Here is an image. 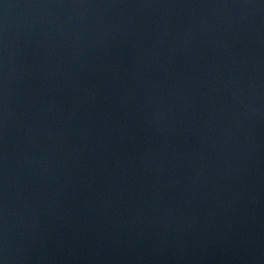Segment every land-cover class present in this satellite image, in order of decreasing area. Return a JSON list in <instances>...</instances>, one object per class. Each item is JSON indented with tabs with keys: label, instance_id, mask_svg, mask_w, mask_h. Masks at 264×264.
<instances>
[{
	"label": "water",
	"instance_id": "water-1",
	"mask_svg": "<svg viewBox=\"0 0 264 264\" xmlns=\"http://www.w3.org/2000/svg\"><path fill=\"white\" fill-rule=\"evenodd\" d=\"M0 264H264V0H0Z\"/></svg>",
	"mask_w": 264,
	"mask_h": 264
}]
</instances>
